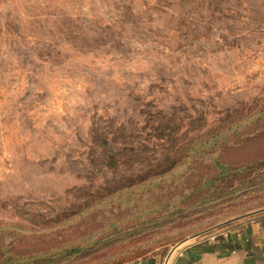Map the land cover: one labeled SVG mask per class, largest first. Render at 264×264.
Wrapping results in <instances>:
<instances>
[{"label":"rangeland","instance_id":"374dc122","mask_svg":"<svg viewBox=\"0 0 264 264\" xmlns=\"http://www.w3.org/2000/svg\"><path fill=\"white\" fill-rule=\"evenodd\" d=\"M213 151L264 154V0H0V264L71 242L47 264H142L213 236L264 206V182L197 201Z\"/></svg>","mask_w":264,"mask_h":264},{"label":"crops","instance_id":"0c3cea01","mask_svg":"<svg viewBox=\"0 0 264 264\" xmlns=\"http://www.w3.org/2000/svg\"><path fill=\"white\" fill-rule=\"evenodd\" d=\"M226 221L213 236L192 234L174 244L161 261L142 264H264V206Z\"/></svg>","mask_w":264,"mask_h":264},{"label":"trees","instance_id":"16d2710c","mask_svg":"<svg viewBox=\"0 0 264 264\" xmlns=\"http://www.w3.org/2000/svg\"><path fill=\"white\" fill-rule=\"evenodd\" d=\"M217 149L219 150L220 147ZM203 158L204 160L210 159V170H207L206 173H201L194 186L198 187L206 185L212 186V188L210 191L202 193L201 198H197V201L199 202H202L203 200H218L224 195H228L239 190H247L257 185L259 182H264V175L261 173V169H258L264 165V154L241 163L224 162L220 159V153L218 151L208 152L207 158ZM116 163H114V165H116ZM105 165H109V163H105ZM257 170L260 172L257 173ZM234 182H237V184L233 185ZM185 196L188 197L189 195ZM173 201L175 200L172 199L170 202ZM159 202L163 207L169 204V200H159ZM51 249L52 251H41L40 254H38L39 252H34L31 255L28 254L27 257L32 259L28 262V264H47L49 261L58 260L64 255L78 251L80 247L76 243L71 242L68 244L57 245ZM13 260L14 257H7L5 262H11Z\"/></svg>","mask_w":264,"mask_h":264},{"label":"built area","instance_id":"2783aa9c","mask_svg":"<svg viewBox=\"0 0 264 264\" xmlns=\"http://www.w3.org/2000/svg\"><path fill=\"white\" fill-rule=\"evenodd\" d=\"M141 264V263H140Z\"/></svg>","mask_w":264,"mask_h":264}]
</instances>
